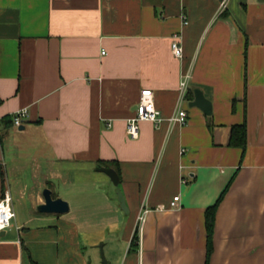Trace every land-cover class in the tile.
Here are the masks:
<instances>
[{
  "label": "crops",
  "instance_id": "0c3cea01",
  "mask_svg": "<svg viewBox=\"0 0 264 264\" xmlns=\"http://www.w3.org/2000/svg\"><path fill=\"white\" fill-rule=\"evenodd\" d=\"M145 88L162 120L133 139ZM0 97V120L28 110L0 126L16 212L0 264H206V210L225 190L209 264H264V0H0ZM244 123L246 146L230 145ZM45 188L69 211H38Z\"/></svg>",
  "mask_w": 264,
  "mask_h": 264
},
{
  "label": "built area",
  "instance_id": "2783aa9c",
  "mask_svg": "<svg viewBox=\"0 0 264 264\" xmlns=\"http://www.w3.org/2000/svg\"><path fill=\"white\" fill-rule=\"evenodd\" d=\"M223 8L226 6L225 2H222ZM187 24L188 21L185 20ZM172 52L175 57L183 58L184 47L179 40V36L174 35V39L171 45ZM188 89V76H186L180 83V91L182 95H185ZM28 114L27 109H21L15 113L13 123L16 126H21ZM187 111L184 109L179 110L176 114L171 116L169 119L171 122H180L182 124L187 121ZM162 120L161 111L157 108L154 100V92L150 88H145L141 92V98L137 104L136 114L128 119L127 122V134L137 139L141 132V123L144 121H151L155 124L160 123ZM180 196H175L171 202V207L175 208L178 206ZM16 217V212L13 206V200L9 192H5L4 196L0 199V232L7 229L13 219ZM143 220V218L141 217Z\"/></svg>",
  "mask_w": 264,
  "mask_h": 264
},
{
  "label": "water",
  "instance_id": "95a60500",
  "mask_svg": "<svg viewBox=\"0 0 264 264\" xmlns=\"http://www.w3.org/2000/svg\"><path fill=\"white\" fill-rule=\"evenodd\" d=\"M191 106H197L201 108L206 114H211L212 112V102L208 98H206L205 94L202 90L196 89L195 90V99L190 103ZM101 171L106 172L111 179L113 180L114 184L117 186L116 192L118 194L119 201L121 203V207L125 212H129V208L126 202V198L120 188L121 177L117 170L113 167H100ZM45 202L43 204L38 205L37 209L40 212L44 213H65L69 211V203L64 200L63 198H54L52 195V191L48 188H45L44 192ZM1 234V232H0ZM103 262H106L105 257L103 256Z\"/></svg>",
  "mask_w": 264,
  "mask_h": 264
},
{
  "label": "trees",
  "instance_id": "16d2710c",
  "mask_svg": "<svg viewBox=\"0 0 264 264\" xmlns=\"http://www.w3.org/2000/svg\"><path fill=\"white\" fill-rule=\"evenodd\" d=\"M190 94L191 93L189 92L187 94V97L190 98ZM1 101H2V99L0 97V103H1ZM12 122H13V119L10 116H6L5 118H3V120H0V126L5 125L6 127H8V126L12 125ZM0 136H1V132H0ZM246 138H247V128H246L245 123L242 125H235L232 127L230 145L239 146V147L244 148L246 146ZM104 164L105 165H112L113 167H115V169L117 170L119 175H121L119 163H117V162H104ZM226 191L227 190H225L222 193V195L220 196V198L218 199V201L215 204L208 207L206 210V226H207V231H208L207 262H206V264H209L211 254L213 252V240L212 239H213V231H214V226H215L216 212H217V209L219 207V204L221 203V201L223 200V198L226 194ZM138 240H139V234L137 232L135 234V236L133 237V241H132L133 247H138Z\"/></svg>",
  "mask_w": 264,
  "mask_h": 264
}]
</instances>
